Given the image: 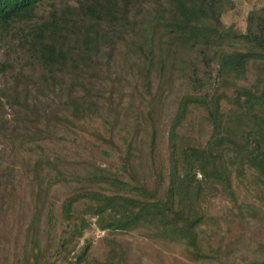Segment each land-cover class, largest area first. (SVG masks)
<instances>
[{
    "label": "trees",
    "instance_id": "trees-1",
    "mask_svg": "<svg viewBox=\"0 0 264 264\" xmlns=\"http://www.w3.org/2000/svg\"><path fill=\"white\" fill-rule=\"evenodd\" d=\"M235 9L0 0V264H139L134 233L264 264V5Z\"/></svg>",
    "mask_w": 264,
    "mask_h": 264
},
{
    "label": "rangeland",
    "instance_id": "rangeland-1",
    "mask_svg": "<svg viewBox=\"0 0 264 264\" xmlns=\"http://www.w3.org/2000/svg\"><path fill=\"white\" fill-rule=\"evenodd\" d=\"M236 9L231 13H226L223 15V20L227 23L234 22L239 25L244 24V19L248 10L253 5H264V0H234ZM14 54L10 53L6 54L4 49H0V62L4 60H13ZM0 73H4L1 72ZM9 74V72H8ZM5 73L6 78H9V75ZM2 78L0 77V84H2ZM3 142L4 140L0 138V152H3ZM11 153V152H10ZM1 154V153H0ZM8 155V154H7ZM6 164L11 161L10 155L1 158ZM102 231H94L87 232L84 235L85 238H89L92 240L97 239L100 235H102ZM122 239L126 241L132 248V256L134 258H139V264H192L186 260V258L181 255L178 249L174 247L165 246L160 247V243H155L152 241H148L137 234L123 235ZM82 241V240H81Z\"/></svg>",
    "mask_w": 264,
    "mask_h": 264
}]
</instances>
